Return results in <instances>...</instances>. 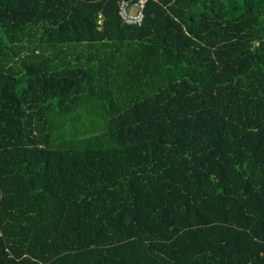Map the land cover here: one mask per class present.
<instances>
[{"label":"trees","instance_id":"trees-1","mask_svg":"<svg viewBox=\"0 0 264 264\" xmlns=\"http://www.w3.org/2000/svg\"><path fill=\"white\" fill-rule=\"evenodd\" d=\"M120 1L0 0V264H264V0Z\"/></svg>","mask_w":264,"mask_h":264},{"label":"built area","instance_id":"built-area-1","mask_svg":"<svg viewBox=\"0 0 264 264\" xmlns=\"http://www.w3.org/2000/svg\"><path fill=\"white\" fill-rule=\"evenodd\" d=\"M144 0H137L130 5L126 0H121L119 4V17L126 25H141Z\"/></svg>","mask_w":264,"mask_h":264}]
</instances>
